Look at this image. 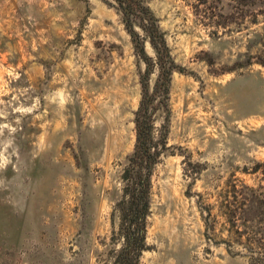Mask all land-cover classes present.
<instances>
[{
    "label": "rangeland",
    "instance_id": "1",
    "mask_svg": "<svg viewBox=\"0 0 264 264\" xmlns=\"http://www.w3.org/2000/svg\"><path fill=\"white\" fill-rule=\"evenodd\" d=\"M144 1L180 71L140 264H251L219 197L264 185V0ZM109 2L0 0V264H102L113 245L145 65Z\"/></svg>",
    "mask_w": 264,
    "mask_h": 264
},
{
    "label": "trees",
    "instance_id": "2",
    "mask_svg": "<svg viewBox=\"0 0 264 264\" xmlns=\"http://www.w3.org/2000/svg\"><path fill=\"white\" fill-rule=\"evenodd\" d=\"M109 3L121 14L134 53L145 69L139 77L140 100L134 111V146L121 169L119 194L111 193V223L115 227L111 235L113 245L106 251L102 264H140L142 253L149 248L146 233L152 202V177L166 145L165 136L161 141L156 138L155 114L158 110L169 113L171 79L180 68L171 55L158 18L144 0H111ZM146 44L152 55L146 51ZM154 71L156 77L151 86L150 75ZM162 126L166 133V126ZM222 193L219 213L229 228H234L231 238L244 244V237L247 244L245 242L243 247L251 264H264L262 238H255L256 232L247 229L255 218L264 225V185L253 188L229 181ZM260 208L262 210H258ZM226 249L232 253L229 246Z\"/></svg>",
    "mask_w": 264,
    "mask_h": 264
}]
</instances>
